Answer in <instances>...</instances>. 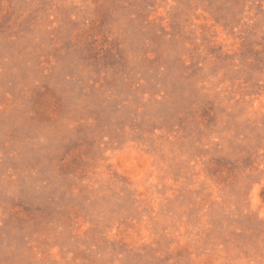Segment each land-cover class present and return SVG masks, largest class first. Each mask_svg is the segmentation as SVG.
Segmentation results:
<instances>
[{
    "label": "rangeland",
    "instance_id": "obj_1",
    "mask_svg": "<svg viewBox=\"0 0 264 264\" xmlns=\"http://www.w3.org/2000/svg\"><path fill=\"white\" fill-rule=\"evenodd\" d=\"M0 264H264V0H0Z\"/></svg>",
    "mask_w": 264,
    "mask_h": 264
}]
</instances>
